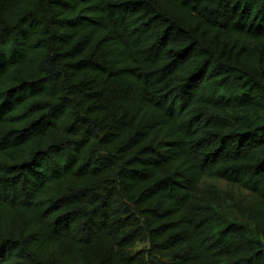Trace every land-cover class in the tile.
<instances>
[{
    "label": "trees",
    "instance_id": "16d2710c",
    "mask_svg": "<svg viewBox=\"0 0 264 264\" xmlns=\"http://www.w3.org/2000/svg\"><path fill=\"white\" fill-rule=\"evenodd\" d=\"M0 264H264V0H0Z\"/></svg>",
    "mask_w": 264,
    "mask_h": 264
},
{
    "label": "rangeland",
    "instance_id": "374dc122",
    "mask_svg": "<svg viewBox=\"0 0 264 264\" xmlns=\"http://www.w3.org/2000/svg\"><path fill=\"white\" fill-rule=\"evenodd\" d=\"M204 182L205 183H211V184L217 186L218 188H220L221 190L232 191V192H234V194H237V195L240 194V191L236 187L231 186L230 184H228L224 180L207 177V178H204ZM149 247H150V243H149L147 235L145 234L143 236V238L141 240H139L132 249H130V253H134L140 249H143L149 253ZM152 257H154V255L149 254L148 258H152Z\"/></svg>",
    "mask_w": 264,
    "mask_h": 264
}]
</instances>
